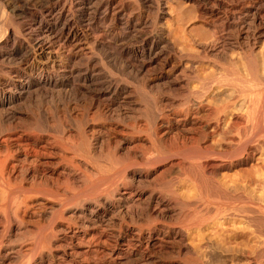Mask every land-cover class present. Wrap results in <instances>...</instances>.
Instances as JSON below:
<instances>
[{"label":"bare ground","instance_id":"obj_1","mask_svg":"<svg viewBox=\"0 0 264 264\" xmlns=\"http://www.w3.org/2000/svg\"><path fill=\"white\" fill-rule=\"evenodd\" d=\"M170 1L0 0V264H264V0Z\"/></svg>","mask_w":264,"mask_h":264},{"label":"rangeland","instance_id":"obj_2","mask_svg":"<svg viewBox=\"0 0 264 264\" xmlns=\"http://www.w3.org/2000/svg\"><path fill=\"white\" fill-rule=\"evenodd\" d=\"M192 4V5H191ZM193 3H190L188 1H184V0H171L168 4H167V7H168V15H166L163 19V23H166L167 25H171L173 24V20L172 18L176 17L177 14H184L185 17L184 20H183V25L185 23V28L187 29H192V30H199L200 27H202L201 23L198 21L197 19V10H195V6L193 7ZM196 12V13H195ZM175 14V15H174ZM193 14L196 16H193ZM174 16V17H173ZM195 17V18H194ZM192 18V19H191ZM191 19V20H190ZM194 19V20H193ZM197 21V22H196ZM196 23V24H195ZM173 27H175L174 25H172ZM203 28V27H202ZM201 28V29H202ZM197 48H194L193 50H195ZM237 56V54H235ZM257 161L255 162H252L248 165H245V166H240V167H237V168H233L231 171H226V172H223V175L227 176V177H231V176H234L236 175V173H241L239 171H242L243 174L245 173H252L253 172L255 173V170L253 171L254 169V166L252 167L251 165H255ZM253 169H252V168ZM252 169V170H251ZM253 171V172H252ZM236 172V173H235ZM250 173V174H251ZM244 174V175H245ZM246 174V175H247ZM256 174V173H255Z\"/></svg>","mask_w":264,"mask_h":264}]
</instances>
